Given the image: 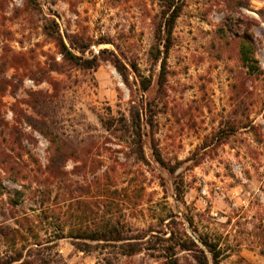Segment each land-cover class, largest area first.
Masks as SVG:
<instances>
[{
  "label": "rangeland",
  "instance_id": "374dc122",
  "mask_svg": "<svg viewBox=\"0 0 264 264\" xmlns=\"http://www.w3.org/2000/svg\"><path fill=\"white\" fill-rule=\"evenodd\" d=\"M37 4L0 0V264H264V0ZM105 221L141 252L75 248Z\"/></svg>",
  "mask_w": 264,
  "mask_h": 264
},
{
  "label": "trees",
  "instance_id": "16d2710c",
  "mask_svg": "<svg viewBox=\"0 0 264 264\" xmlns=\"http://www.w3.org/2000/svg\"><path fill=\"white\" fill-rule=\"evenodd\" d=\"M27 2L33 7L37 8V0H27ZM178 17V14L173 13L165 20L164 23V52H167L169 49V41L170 36L172 33V29L174 27V23ZM55 23L53 20L47 21L44 24V31L45 33L50 36L60 47V52L62 56L70 61L73 64L80 65V66H87V68H91V61L90 60H84L73 53H71L65 44L63 43V40L58 32L54 28ZM239 56H240V62L243 67H245L248 72L254 73L259 71L258 62L255 59L253 55V46L249 41H241L239 46ZM117 70L121 72V67L118 65H115ZM93 67V66H92ZM110 128V126H108ZM116 131H120L123 133V135H127L128 138H130V143L133 145V153L135 154L137 160L144 161L145 156L142 150V133H141V122L140 117L138 113L131 115L130 120L126 121L125 119H121V124L119 126V129H116ZM46 134V133H45ZM51 144L54 143V139H50L49 141ZM57 151V148L55 149ZM157 161L162 162L159 155H156ZM12 202H15L12 200ZM16 204V203H14ZM125 230L122 227H119L117 224L111 223L109 221H105L100 223L97 227L91 230H82L79 231L75 237L77 240L74 243V246L79 251H90L92 248L91 245H88L86 241L88 242H94L96 243L95 246H109V245H117L118 254H121L123 256H131L136 253L141 252L142 246L138 242L141 238L138 237V235L133 236H126ZM190 242L193 244V241L190 240ZM102 243V244H101ZM203 244L208 248V250L213 254V259H216L218 257V253L215 252L214 245L209 244L207 241H203ZM165 264H178L177 259L175 257V254L168 253L165 255ZM199 264H207V261H199Z\"/></svg>",
  "mask_w": 264,
  "mask_h": 264
}]
</instances>
